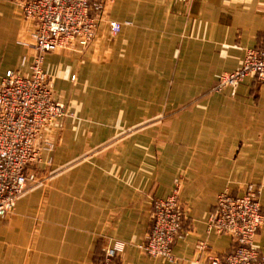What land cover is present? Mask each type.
Masks as SVG:
<instances>
[{
  "label": "crops",
  "instance_id": "1",
  "mask_svg": "<svg viewBox=\"0 0 264 264\" xmlns=\"http://www.w3.org/2000/svg\"><path fill=\"white\" fill-rule=\"evenodd\" d=\"M22 1L0 0V79L33 56ZM105 19L128 24L112 35L103 22L86 47L43 55L68 115L34 167L41 181L0 217V264H98L114 242L121 264H194L231 246L207 229L218 194L254 185L264 213V82L212 90L264 44V0H112ZM175 180L187 213L169 262L137 245Z\"/></svg>",
  "mask_w": 264,
  "mask_h": 264
},
{
  "label": "built area",
  "instance_id": "2",
  "mask_svg": "<svg viewBox=\"0 0 264 264\" xmlns=\"http://www.w3.org/2000/svg\"><path fill=\"white\" fill-rule=\"evenodd\" d=\"M112 0H24L20 4L23 19L31 26L30 39L22 42L33 50L28 63L21 57L19 67L7 70L0 79V217L13 210L16 199L29 183L41 181L34 167L51 153L52 130L59 118L68 115L65 106L53 95V84L44 71L43 55L59 49L86 47L94 40L98 26L107 22L112 35L128 22L106 21L107 6ZM247 77L264 82V44L246 49L239 68L222 74L212 90L232 91ZM74 77H72L73 79ZM51 163L48 158L46 164ZM181 184L175 180L172 192L152 200L150 227L137 247L151 257L177 261L172 246L182 232L186 209L181 204ZM260 190L248 184L241 195L228 191L217 195L207 217L208 232L226 234L231 239L228 251L210 254L194 264H264V250L255 245L264 213ZM124 244L114 242L103 248L98 264H121L119 254ZM198 252L205 251L203 242Z\"/></svg>",
  "mask_w": 264,
  "mask_h": 264
}]
</instances>
